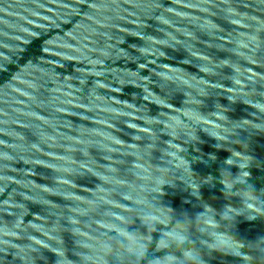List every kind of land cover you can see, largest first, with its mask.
<instances>
[{
  "label": "water",
  "instance_id": "95a60500",
  "mask_svg": "<svg viewBox=\"0 0 264 264\" xmlns=\"http://www.w3.org/2000/svg\"><path fill=\"white\" fill-rule=\"evenodd\" d=\"M0 264H264V0H0Z\"/></svg>",
  "mask_w": 264,
  "mask_h": 264
}]
</instances>
